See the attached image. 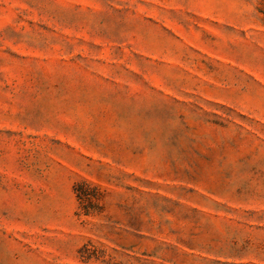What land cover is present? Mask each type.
<instances>
[{"label":"rangeland","instance_id":"rangeland-1","mask_svg":"<svg viewBox=\"0 0 264 264\" xmlns=\"http://www.w3.org/2000/svg\"><path fill=\"white\" fill-rule=\"evenodd\" d=\"M0 264H264V0H0Z\"/></svg>","mask_w":264,"mask_h":264},{"label":"trees","instance_id":"trees-1","mask_svg":"<svg viewBox=\"0 0 264 264\" xmlns=\"http://www.w3.org/2000/svg\"><path fill=\"white\" fill-rule=\"evenodd\" d=\"M94 189H96L95 186H91L85 181H81L74 185V192L76 193L78 199L82 202V204H84L83 207H85V209L87 205L90 204L92 199L96 196L93 192Z\"/></svg>","mask_w":264,"mask_h":264}]
</instances>
